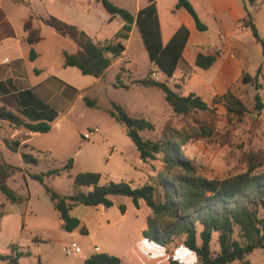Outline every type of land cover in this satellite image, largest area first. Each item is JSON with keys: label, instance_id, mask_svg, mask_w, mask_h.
Returning a JSON list of instances; mask_svg holds the SVG:
<instances>
[{"label": "crops", "instance_id": "1", "mask_svg": "<svg viewBox=\"0 0 264 264\" xmlns=\"http://www.w3.org/2000/svg\"><path fill=\"white\" fill-rule=\"evenodd\" d=\"M109 1L134 16L149 4V0ZM189 1L201 22L207 26L206 31L197 29L193 17L187 11L177 9V0H156L163 45H166L181 27H185L189 32L182 58L173 78L169 80L174 86L177 84L180 90L186 87L190 93H195L216 108L222 105L228 113H232L230 108L236 110L239 105L245 108L243 92L255 89V86L251 82H244V77H255L258 70L264 67L262 48L250 28L245 25V20L250 16L251 22L264 39V1ZM30 15L37 18L35 26L41 29L42 36L41 42L34 47L37 54L34 61L30 60L31 46L26 42L27 33L24 30V23ZM49 17L78 27L94 42L121 41L125 51L114 59L104 77L96 79L84 76L77 68L65 66L63 54L75 53L78 47L39 20ZM124 24L125 21L120 16L112 17L99 0H0V108H6L29 122L25 113L32 110L33 103L26 92H32L58 113V117L52 122L51 131L45 134L31 132L24 127H15L8 121L0 120V151L6 162L21 167L27 173L20 172L9 179L10 182L15 180L17 185L18 181L22 180L24 185L25 191L20 185L15 189H20L19 195L25 194L26 198H23L27 199L25 214L22 216L23 223H27L33 213L35 199L49 197L44 187L28 175V172L34 173L31 172V166L40 167L46 164L49 170L66 169L71 160L70 170L75 175L80 172L99 173L102 176L101 184L111 181L131 182L134 187L152 184L161 193L162 188L156 181L164 172L160 159L143 162L139 154L128 156L126 147L118 137L120 124L114 118L111 117V121L98 120L94 124L84 123L82 115L90 110H80L78 107L80 102L86 104L85 99L95 103L94 107L87 105L90 109L97 107L96 99L90 96V93H96L110 70L116 69L117 76L131 74L132 84L125 81L129 88L135 87L134 80H139L135 77V67L128 52L130 49H136L149 59L148 52L136 24L132 25L126 40L115 39ZM215 53L216 61L209 69L196 66L199 54ZM153 75L156 78L158 76L157 73ZM258 80L261 84L264 82V70ZM179 81L182 85H178ZM262 91L263 87L258 91L255 89L254 97L257 92L261 97ZM215 100L218 102L214 103ZM109 109L110 106L105 109V114H109ZM93 128H99V132L85 138L87 131ZM5 140L18 143V146H15L16 152L5 144ZM124 144H128L130 148L134 145L128 135ZM23 155H28L36 163L27 164ZM112 201L113 206L110 208L102 205L74 207L71 215L81 221L86 233L75 230L70 234L81 238L89 249L94 247L96 253L120 256L121 264H140L143 259L141 257H150V251L158 248L155 245L152 247L150 240L145 238L148 248L142 254L137 246L129 243L122 247V254L118 253L113 245L121 240L119 229L128 222L131 210L136 216L144 209L146 203L141 200L137 208L128 197H112ZM120 205L126 207L125 213L121 212ZM2 215L3 213L0 217ZM12 244L18 245L20 251L26 248L19 243L6 242V251H9ZM162 250L165 256V249ZM90 256H86L85 261ZM163 264H169L167 254ZM231 264H264V249H256L243 262L234 261Z\"/></svg>", "mask_w": 264, "mask_h": 264}, {"label": "trees", "instance_id": "2", "mask_svg": "<svg viewBox=\"0 0 264 264\" xmlns=\"http://www.w3.org/2000/svg\"><path fill=\"white\" fill-rule=\"evenodd\" d=\"M99 1L112 17L120 16L125 21L115 39L126 40L132 25L136 24L148 52L149 61L165 76L173 78L188 40V30L181 27L172 39L163 45L156 0H149V4L136 16L115 6L109 0ZM246 1L252 3L255 0ZM177 9L187 11L193 17L199 31L207 30V26L201 22L189 0H177ZM36 19L34 15H30L24 23V30L27 33L26 42L31 46V61L36 59L34 47L42 39L41 29L35 26ZM39 20L78 47L75 53L63 54L64 64L66 67L77 68L84 76L96 79L104 77L114 59L120 57L125 51L121 41L94 42L83 30L55 17L39 18ZM245 25L250 28L253 37L260 44L264 59V39L251 22L250 16L245 20ZM216 58L217 53L199 54L195 64L201 69H209ZM263 70L264 67L260 68L255 77L245 76L244 82L253 83L257 91L262 89L263 85L259 83L258 78ZM119 76L115 86L120 85L128 89L129 86L119 81ZM133 84L160 90L175 115L198 114L196 122L200 133L196 136L208 137L211 134L209 124L215 120L217 112L200 96L195 93L182 95L166 82L154 80L151 72L144 79L134 80ZM26 93L33 103L32 110L25 113L29 122L6 108H0V120L8 121L15 127H24L31 132L49 133L52 122L58 117L57 111L40 101L32 92ZM85 102L89 107H94L93 101L85 99ZM217 102L218 100L214 101V103ZM236 108L237 110L230 108V112L241 116L244 108L241 105ZM263 108L262 98L257 92L255 110L259 114ZM108 113L117 123L126 128L127 135L143 162L159 158L163 163L165 175L159 179L162 199L157 198L156 188L152 184L138 187L125 181L101 184V174L93 172L77 173L73 178L72 194L63 196L45 181L48 177L59 176L61 169H52L42 174L28 172L30 178L44 187L66 232L79 230L81 233H86L81 221L71 215L74 207L102 205L110 208L113 206L112 197L120 196L132 199L137 208L141 200L150 208L151 214L147 218L143 236L165 249L169 264H182L173 254V248L178 244L194 254L198 264L243 262L254 250L264 249V169H259L262 163H257L254 157H250V164L245 172L225 179H210L203 176L201 167L188 159L184 153L183 146L193 137L185 136L183 132L173 128L170 121L164 127L161 138L152 140L140 135L141 131L154 130L152 122L130 116L121 105L115 102H111ZM5 144L16 152L17 142L10 143L5 140ZM23 159L27 164L36 163L28 155H23ZM71 167L70 160L66 169ZM18 172L27 174L21 167L6 162L0 151V192L11 203H19L24 199L8 185V180ZM120 210L125 213L126 207L120 205ZM215 235L217 250L212 248ZM28 255V252L20 251L18 245L12 244L8 254H0V262L18 264L23 256ZM85 264H121V259L107 253H95L86 259Z\"/></svg>", "mask_w": 264, "mask_h": 264}, {"label": "rangeland", "instance_id": "3", "mask_svg": "<svg viewBox=\"0 0 264 264\" xmlns=\"http://www.w3.org/2000/svg\"><path fill=\"white\" fill-rule=\"evenodd\" d=\"M128 55L134 64V73L137 79H144L151 72L154 80L167 82L172 89L178 90L182 95L190 94L186 87L180 90L177 88V84L174 86L167 76L156 66H153L145 54H141L136 49H130ZM153 73L158 74L157 78ZM116 77V69L110 70L104 82L95 91L97 94L90 93V96L94 97L97 102L95 109H90L87 104L80 102L78 105L80 110H90L82 115L84 123L94 124L98 120L111 121L112 118L109 114H105V109L111 105V102H115L121 105L130 116L144 118L154 124V130L140 132V135L145 139L157 140L161 138L168 121L173 128L183 132L185 136L193 137L189 143L183 146L184 153L188 159L201 167V174L207 178L225 179L243 173L248 169L250 157H254L257 163H262L259 169H264V108L259 114L255 110V89L243 92L245 108L241 116L228 113L222 105L216 108L210 103L216 110L217 116L209 124L211 134L208 137H199L196 136L200 133L196 122L198 114L175 115L160 90L145 88L136 84L135 87L132 86L128 89L120 85L115 86L117 84ZM132 77L128 73L126 75L121 74L119 81L123 85H126V80L127 83L132 84ZM180 81L182 80L180 79ZM180 81L178 85H182ZM262 85L261 98L264 105V82ZM118 137L126 147L128 156L134 157V154H139L134 145L132 149V147H128V144H124L127 131L122 125L118 126ZM31 167V172L37 174L49 170L46 164L40 167ZM164 175L163 172L161 176ZM74 176L73 171L62 168L59 176L49 177L46 181L59 194L69 195L72 194ZM156 181L159 182L158 179ZM18 182L24 190L22 180ZM8 185L18 195L20 194V189L15 190L19 186L15 180L14 182L8 180ZM22 189L21 192H23ZM156 192L159 191L156 189ZM22 197L26 198V195L24 194ZM157 198L162 199V192H159ZM26 202L27 199H23L22 202L11 203L0 192V215L3 213L0 217V254L9 253L6 251V242L19 243L26 247L23 252H28L29 255L23 256L18 264H84L86 256L96 253L94 247L89 249L81 238L72 236L62 228L59 215L49 197L47 199H35L33 213L30 214L27 223H23L22 216L25 214ZM150 213L151 210L147 205L136 216L131 210L128 222L124 226H120L121 228L119 227L121 240L113 245L118 253L122 254V247L128 243L137 246L141 254L144 253L148 248L146 247L148 241H145L142 232L146 229V218ZM73 241L82 246L83 252L82 254L67 256L63 249ZM150 245L158 248L150 251L152 253L150 257H141L143 259L140 264H143L144 259V264H163L166 258V254L164 256L162 253L163 248L153 241L150 242ZM212 248L213 250L218 248L216 235L212 241ZM173 254L182 264H193V261L198 264L195 255L188 252L181 244L173 248ZM116 256L120 258V256Z\"/></svg>", "mask_w": 264, "mask_h": 264}, {"label": "built area", "instance_id": "4", "mask_svg": "<svg viewBox=\"0 0 264 264\" xmlns=\"http://www.w3.org/2000/svg\"><path fill=\"white\" fill-rule=\"evenodd\" d=\"M96 132H99L98 128H93L92 130L87 131L85 138H90L93 133ZM63 251L67 256H71L80 254L82 252V248L77 242L73 241L70 245L64 247Z\"/></svg>", "mask_w": 264, "mask_h": 264}, {"label": "clouds", "instance_id": "5", "mask_svg": "<svg viewBox=\"0 0 264 264\" xmlns=\"http://www.w3.org/2000/svg\"><path fill=\"white\" fill-rule=\"evenodd\" d=\"M193 264H195V261H193Z\"/></svg>", "mask_w": 264, "mask_h": 264}]
</instances>
